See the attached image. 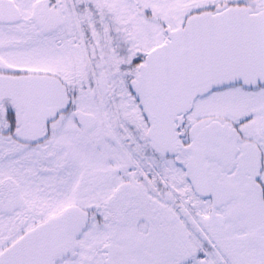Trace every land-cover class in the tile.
I'll return each mask as SVG.
<instances>
[{
  "label": "snow or ice",
  "instance_id": "6c2138e0",
  "mask_svg": "<svg viewBox=\"0 0 264 264\" xmlns=\"http://www.w3.org/2000/svg\"><path fill=\"white\" fill-rule=\"evenodd\" d=\"M0 264H264V0H0Z\"/></svg>",
  "mask_w": 264,
  "mask_h": 264
}]
</instances>
